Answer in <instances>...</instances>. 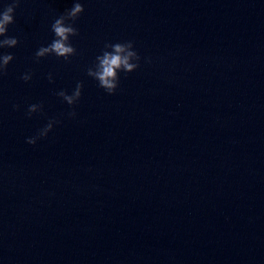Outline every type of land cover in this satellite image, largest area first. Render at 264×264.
<instances>
[{
	"label": "water",
	"instance_id": "water-1",
	"mask_svg": "<svg viewBox=\"0 0 264 264\" xmlns=\"http://www.w3.org/2000/svg\"><path fill=\"white\" fill-rule=\"evenodd\" d=\"M77 2V54L37 62ZM19 3L20 43L0 49L15 57L0 76V264H264V0ZM129 41L140 67L109 95L88 69ZM78 82L73 108L57 93Z\"/></svg>",
	"mask_w": 264,
	"mask_h": 264
},
{
	"label": "clouds",
	"instance_id": "clouds-1",
	"mask_svg": "<svg viewBox=\"0 0 264 264\" xmlns=\"http://www.w3.org/2000/svg\"><path fill=\"white\" fill-rule=\"evenodd\" d=\"M20 6L19 0H13L2 11H0V49L16 48L20 41L15 37L8 36V29L15 24V10ZM85 12L81 3L77 2L74 6L54 20L52 31L55 39L48 45L42 46L36 52V60L47 58L55 55L65 61H69L71 57L77 54L76 49L72 46L70 37L78 36V30L73 26L78 18ZM106 49L102 55L97 56L95 70L88 69V75L99 82V85L109 95H115L120 82V73H134L140 67V55L134 50V44L129 41L125 43L106 44ZM15 57L12 54L0 55V76L7 74L8 66L14 61ZM25 83L32 79L31 74L22 76ZM49 81L52 82V77L49 75ZM83 84L77 83L73 93L69 95L66 91H60L57 95L66 102L69 106L75 107L82 98ZM19 110V106H15ZM43 105L32 104L28 106L27 116L32 118L36 113H41ZM75 118V111L68 114ZM59 120H49L48 124L39 130L38 134L26 140V143L36 146L41 139H47L49 133L54 130V126L59 124Z\"/></svg>",
	"mask_w": 264,
	"mask_h": 264
}]
</instances>
